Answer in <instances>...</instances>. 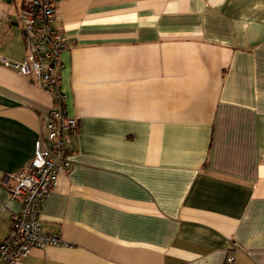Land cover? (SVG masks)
<instances>
[{"label":"crops","instance_id":"1","mask_svg":"<svg viewBox=\"0 0 264 264\" xmlns=\"http://www.w3.org/2000/svg\"><path fill=\"white\" fill-rule=\"evenodd\" d=\"M0 0V58L25 59ZM68 158L42 202L65 246L21 264H264V0H55ZM53 100L0 66V241L21 208L2 185L46 141Z\"/></svg>","mask_w":264,"mask_h":264},{"label":"built area","instance_id":"2","mask_svg":"<svg viewBox=\"0 0 264 264\" xmlns=\"http://www.w3.org/2000/svg\"><path fill=\"white\" fill-rule=\"evenodd\" d=\"M56 14L55 0H26L19 15L25 59L12 62L0 58L1 67L31 80L53 100L45 123L47 143L39 137L31 162L2 179L8 194L20 199L21 208L12 216L8 234L0 241V264H21L35 249L65 246L55 236L43 232L39 223L42 202L71 165L68 155L77 128L75 118L66 112L67 96L61 89V55L67 44L55 26ZM223 264H237L236 258L227 254Z\"/></svg>","mask_w":264,"mask_h":264}]
</instances>
